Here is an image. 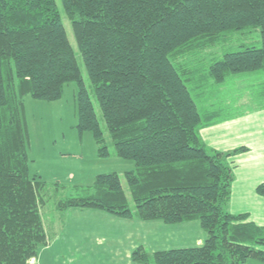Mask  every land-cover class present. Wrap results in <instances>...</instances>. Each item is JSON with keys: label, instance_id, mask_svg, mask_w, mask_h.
Returning <instances> with one entry per match:
<instances>
[{"label": "trees", "instance_id": "16d2710c", "mask_svg": "<svg viewBox=\"0 0 264 264\" xmlns=\"http://www.w3.org/2000/svg\"><path fill=\"white\" fill-rule=\"evenodd\" d=\"M114 154L134 162L90 185L68 187L30 174L23 96L56 100L74 82L76 128L90 131L107 156L103 132L54 0H0V264H27L48 242L42 218L49 189L53 211L93 208L139 220H198L207 236L194 247L148 253L142 264L264 262V225L227 210L233 166L242 152L209 150L194 95L230 76L264 72V0H60ZM258 30L259 43L238 45L205 66L199 53L236 34ZM258 190L264 192V183ZM53 218V217H51Z\"/></svg>", "mask_w": 264, "mask_h": 264}, {"label": "rangeland", "instance_id": "374dc122", "mask_svg": "<svg viewBox=\"0 0 264 264\" xmlns=\"http://www.w3.org/2000/svg\"><path fill=\"white\" fill-rule=\"evenodd\" d=\"M54 1L102 129L104 144L107 146L109 154L107 156L99 155L98 145L90 131L79 132L77 130V86L74 82H67L63 85L61 96L56 100L37 99L30 96V94L23 96L24 121L28 131L29 172L30 174H38L44 181H58L65 184L69 190H64L63 194H68L72 186L92 184L97 174L116 172L120 176L129 207L133 209L134 204L124 178V172L133 169L134 162L114 154L113 143L107 132L101 110L83 65L71 23L63 11L60 0ZM259 40L257 29L245 34H236L225 45L220 44L215 49L209 50V52L199 53L200 58L197 65L205 67L212 58L220 57L227 50H235L238 45H241L240 43L257 45ZM201 93L199 97L194 95L197 107L202 115L211 117L210 120L215 123L211 125L224 124V120L231 121L236 118L245 120V125H249V121H252L256 127H264V72L233 75L225 83L210 85L204 88ZM247 138L249 137L245 135L241 141L248 144V146L255 147L250 138ZM221 148H224V145H221ZM256 151L255 148H252V152H246L245 150L234 154L236 158L233 160V165L237 170L234 176H237V179L234 180L233 176L231 182V203L237 210L236 212L246 213L245 211L248 210L249 220L264 225V192L258 190L260 184L254 185L252 191L249 190L253 172L255 171L258 174L260 171L264 172V156L258 155L259 152ZM254 192L258 196H252ZM57 198L58 193L49 189L47 202L42 212V218L49 225V231L57 226L60 216L65 214L64 212L59 214V212L53 211V205ZM238 209L244 211H238ZM188 222L191 225L189 230L186 231L189 233L188 235L191 237L202 235L204 241L207 233L201 227L199 221L192 220ZM157 223L155 222L149 227L153 226L156 231L158 229ZM74 231L76 232V228H74ZM196 236L193 241H189L190 243L187 244L197 243ZM186 239L188 238L186 237ZM73 243L76 245L72 240L68 244L73 246ZM73 248V252L61 253V264H111L110 257L115 258V254H117V251H113L114 246L109 249L97 245L92 246V252L82 251L83 254L81 251L75 252L77 246H73ZM247 264H264V262L249 259Z\"/></svg>", "mask_w": 264, "mask_h": 264}, {"label": "crops", "instance_id": "0c3cea01", "mask_svg": "<svg viewBox=\"0 0 264 264\" xmlns=\"http://www.w3.org/2000/svg\"><path fill=\"white\" fill-rule=\"evenodd\" d=\"M244 122L245 120L235 118L231 121L224 120V124H207L208 126L204 125L200 129V136L206 148L211 151L231 152L240 147H245L246 152H252V148H255L256 152H259L258 155L264 156V127H256L252 121H249V125H245ZM245 135L250 138L255 147L248 146V144L241 141ZM221 145H224V148H221ZM235 158L234 154L227 158L233 166V176L237 172L235 165H233ZM236 179L237 176H234V180ZM262 183H264V172L260 171L258 174L254 171L252 182L249 183V190L252 191L254 185ZM252 196L256 197L258 194L254 192ZM231 200L232 192L230 190L227 210L233 214L241 213L236 212L237 210L232 206ZM238 211L244 210L238 209ZM247 211L245 212L249 215ZM64 213L60 216L57 226L53 227L50 231L48 230L49 225L44 222L48 242L27 264H61V253H66V251L73 252V246H77L75 252L81 251L83 254L82 251L92 252V246L96 245L103 248L106 247L107 249L114 246L113 251H117L119 256L117 257V254H115V258L110 257L111 264H142L131 258L132 251L138 247H143L145 251L152 253L158 250L194 247L203 243L202 235V237H197L196 235L191 237L188 235L189 233L186 231L191 226L188 221L175 224H168L161 220L144 221L136 217L126 218L117 216L99 209L78 207H70ZM155 222H158V229L156 231L153 229V226L149 227V225H153ZM74 228H76V232ZM195 236L197 243L187 244L190 243L189 241H193ZM70 240L75 242L76 245L74 243L72 244L73 246L69 245Z\"/></svg>", "mask_w": 264, "mask_h": 264}]
</instances>
